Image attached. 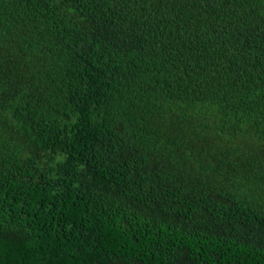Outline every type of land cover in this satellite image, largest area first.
I'll list each match as a JSON object with an SVG mask.
<instances>
[{
  "label": "trees",
  "instance_id": "trees-1",
  "mask_svg": "<svg viewBox=\"0 0 264 264\" xmlns=\"http://www.w3.org/2000/svg\"><path fill=\"white\" fill-rule=\"evenodd\" d=\"M0 264H264V0H0Z\"/></svg>",
  "mask_w": 264,
  "mask_h": 264
}]
</instances>
